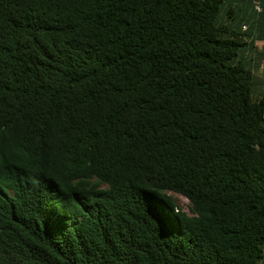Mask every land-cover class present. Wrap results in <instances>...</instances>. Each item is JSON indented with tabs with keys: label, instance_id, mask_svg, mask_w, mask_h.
Segmentation results:
<instances>
[{
	"label": "trees",
	"instance_id": "trees-1",
	"mask_svg": "<svg viewBox=\"0 0 264 264\" xmlns=\"http://www.w3.org/2000/svg\"><path fill=\"white\" fill-rule=\"evenodd\" d=\"M263 24L264 0H0V264H264Z\"/></svg>",
	"mask_w": 264,
	"mask_h": 264
},
{
	"label": "crops",
	"instance_id": "crops-1",
	"mask_svg": "<svg viewBox=\"0 0 264 264\" xmlns=\"http://www.w3.org/2000/svg\"><path fill=\"white\" fill-rule=\"evenodd\" d=\"M259 29V28H258ZM264 32V24L261 26ZM258 34H256L257 36ZM252 50V49H251ZM247 56H250L254 63L256 84L258 89L255 90L257 94L264 93V39L256 37L254 42V50L252 52H247Z\"/></svg>",
	"mask_w": 264,
	"mask_h": 264
},
{
	"label": "rangeland",
	"instance_id": "rangeland-1",
	"mask_svg": "<svg viewBox=\"0 0 264 264\" xmlns=\"http://www.w3.org/2000/svg\"><path fill=\"white\" fill-rule=\"evenodd\" d=\"M257 89H258V86L256 84V90ZM167 193L172 196L176 209H178L180 212H185L189 215L192 214L191 205L184 196L178 193H175V192H170V191H168Z\"/></svg>",
	"mask_w": 264,
	"mask_h": 264
},
{
	"label": "built area",
	"instance_id": "built-area-1",
	"mask_svg": "<svg viewBox=\"0 0 264 264\" xmlns=\"http://www.w3.org/2000/svg\"><path fill=\"white\" fill-rule=\"evenodd\" d=\"M255 9L258 10V11L261 10V8H260V6L258 5L257 2H255ZM244 27H245V26H244Z\"/></svg>",
	"mask_w": 264,
	"mask_h": 264
}]
</instances>
